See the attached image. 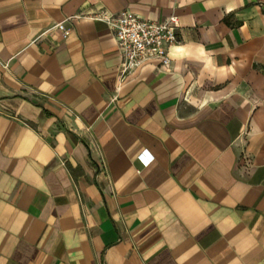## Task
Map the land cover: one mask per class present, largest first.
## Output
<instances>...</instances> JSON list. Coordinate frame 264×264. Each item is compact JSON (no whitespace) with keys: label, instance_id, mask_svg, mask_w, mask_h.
<instances>
[{"label":"crops","instance_id":"1","mask_svg":"<svg viewBox=\"0 0 264 264\" xmlns=\"http://www.w3.org/2000/svg\"><path fill=\"white\" fill-rule=\"evenodd\" d=\"M0 264H264V0H0Z\"/></svg>","mask_w":264,"mask_h":264},{"label":"built area","instance_id":"2","mask_svg":"<svg viewBox=\"0 0 264 264\" xmlns=\"http://www.w3.org/2000/svg\"><path fill=\"white\" fill-rule=\"evenodd\" d=\"M90 17L106 23L113 32L122 60L120 66L122 80L149 62L170 67L172 59L169 50L179 42L177 33L179 24L176 17L151 21L130 11L119 13L98 11ZM56 28L68 36L69 32L62 23L56 25ZM149 161L150 159L145 160L146 163Z\"/></svg>","mask_w":264,"mask_h":264}]
</instances>
